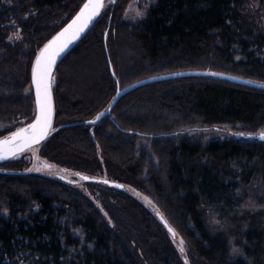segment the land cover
<instances>
[{"label":"trees","instance_id":"1","mask_svg":"<svg viewBox=\"0 0 264 264\" xmlns=\"http://www.w3.org/2000/svg\"><path fill=\"white\" fill-rule=\"evenodd\" d=\"M84 1L0 0L5 135L33 120L27 89L35 59ZM129 1L106 5L54 75L53 127L40 156L72 171V182L26 170L17 157L0 165V210H8L0 217V264H139L131 246L147 264H188L156 211L185 239L193 264H248L230 257L224 238L210 236L202 211L211 207L229 219L254 184L264 192V141L235 136L264 132V90L209 76L160 81L132 91L110 115L92 121L109 109L119 88L162 74L214 72L264 84V33L239 25L234 0H159L135 26L122 20ZM234 45L244 59H235ZM227 125L234 138L206 145L169 138L185 128ZM140 138L151 140L157 163L137 155ZM131 188L156 207L147 209ZM244 238L245 252L261 256L264 233L252 228Z\"/></svg>","mask_w":264,"mask_h":264},{"label":"rangeland","instance_id":"2","mask_svg":"<svg viewBox=\"0 0 264 264\" xmlns=\"http://www.w3.org/2000/svg\"><path fill=\"white\" fill-rule=\"evenodd\" d=\"M117 1L118 0H109L107 7L115 4ZM234 1L233 6L237 11H239V13H241L243 19V21L239 22V25L246 26L248 31L253 29L254 33H264V0ZM158 2L159 0H130L122 16L123 22L134 26L142 24L147 19L151 8L155 7ZM245 39L249 40L250 38L245 37ZM19 40L20 38H16L15 42ZM233 52L237 61L245 58L244 50L240 46L234 45ZM31 91L32 87L29 85L27 93H31ZM5 131V128L0 125V139L8 136L5 135ZM231 131L233 130L228 125L214 128H185L176 134L171 135L169 138L175 140L176 142H180L184 139H193L202 145H206L215 139L224 140L226 138H234ZM136 143L137 155H147L150 159L157 163V160L151 151L150 139L140 138L136 141ZM16 157L19 160L26 161V170H30L32 172L51 177H56L60 174L70 178L74 176L72 171L64 169L59 164L51 162L40 156V146L32 147L24 154H20ZM78 180L81 183L79 185L87 191L89 195H92V197L96 200L100 199L101 194L97 189H90L81 182V179L78 178ZM250 190L251 191L246 202L242 204L238 208L236 214L231 216L229 219H222L213 208L203 206V220L210 236L222 237L227 241L229 254L233 260H243L248 264H264V251L259 257H255L253 255L250 256L245 252L246 241L244 238V231L252 228H258L264 233V192L262 187L259 188L258 183L254 184L253 188H250ZM131 192L132 195L138 198L147 209L153 210L156 207L155 203L147 195L134 188H131ZM6 215H8V210L6 208H2V210H0V217H4ZM105 216L110 224L114 226V223L109 215L105 214ZM77 235L82 241L84 240L83 234L80 230L77 231ZM171 239L178 252H181L183 256H186L189 262L188 264H193L190 247L186 243L185 239L181 236H177V234L176 237H171ZM181 249H183V251H181ZM130 251H132L134 257L136 255L139 264H147L144 256L135 246H131Z\"/></svg>","mask_w":264,"mask_h":264},{"label":"water","instance_id":"3","mask_svg":"<svg viewBox=\"0 0 264 264\" xmlns=\"http://www.w3.org/2000/svg\"><path fill=\"white\" fill-rule=\"evenodd\" d=\"M109 0H100L101 7L96 11L94 15H92L91 19L87 22V24L84 26V28L77 33L75 36H71V38L68 40L67 44L64 46V48L59 52L57 55L55 62L46 78H44V83L47 85L48 89V94H49V100L51 104V118L48 124V127L46 129V134L44 137L39 141V142H34L31 143L25 147H18V145L21 143L19 140H16L14 144L9 143V144H4V142H10L13 140V134L20 132L22 129L29 130L30 126L36 122V117L39 115V103L37 99V89H36V78L38 76L37 73V59L41 56L42 51L48 46L53 40L56 39V37L60 36L61 33L65 31L69 27L70 24L73 23L74 20L80 15L81 11L84 8L85 4L89 3V0H85L82 6L79 8L77 13L46 43V45L41 49L39 54L37 55L35 62L33 64L32 68V73H31V87H32V93L34 96V103H35V116L32 121H30L28 124L25 126L21 127L20 129L16 130L15 132L11 133L10 135L0 139V145H3L4 148H12L16 147V150L14 151H2L0 152V165L12 160L16 156L20 154H24L27 150H29L32 147L40 146L51 134V130L53 127V121H54V94H53V80H54V75L56 72L57 67L59 64L65 59V57L75 48V46L87 35V33L91 30V28L95 25L96 21L99 19L101 16L103 10L105 9L107 3ZM193 76H198V77H204V76H209V77H214L218 79H225L229 80L234 83L242 84L245 86L257 88V89H262L264 90V84L241 79V78H236L232 76H226L214 72H203V71H183V72H175V73H168V74H162L158 76H153L149 77L140 81H137L125 88H119L112 103L111 106L107 111L99 115L94 121H92V124H97L99 123L102 119H104L106 116L110 115L112 110L115 108L116 104L120 101L121 98L126 96L127 94L131 93L132 91L141 88L145 85L155 83V82H160V81H166V80H173V79H179V78H186V77H193ZM43 90V89H42ZM261 134H264V132L259 133V134H253V133H237L235 136L238 139H248V140H258V141H264V139H261ZM80 177L88 182H94V183H99L103 182L110 187H115L119 189H123L124 185L110 181V180H104L101 178H95V177H88L85 175H80ZM57 178L66 182H72L70 177H67L65 175H57ZM161 223L166 227V229L169 231V233L173 236L176 237V234L173 230V228L168 224L166 219L163 217V215L159 212H155ZM171 229V231H170Z\"/></svg>","mask_w":264,"mask_h":264},{"label":"snow or ice","instance_id":"4","mask_svg":"<svg viewBox=\"0 0 264 264\" xmlns=\"http://www.w3.org/2000/svg\"><path fill=\"white\" fill-rule=\"evenodd\" d=\"M100 7V0H89V3L84 5L83 10L76 20L42 51L41 56L37 59L38 76L35 80L39 103V115L36 117V122L30 126L29 130L22 129L20 132L14 133L13 140L4 142V144H14L16 140H19L21 143L18 147H25L31 143L39 142L44 137L51 118V104L44 78L48 76L57 55L67 44L71 36H75L79 33ZM260 138L264 139V134H261ZM14 150H16V147L4 148L3 145H0V152ZM181 251H183V249H181Z\"/></svg>","mask_w":264,"mask_h":264}]
</instances>
